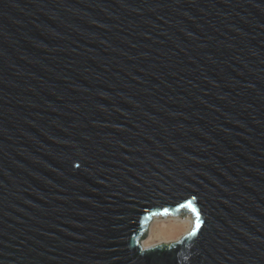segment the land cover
Returning <instances> with one entry per match:
<instances>
[{
    "label": "water",
    "instance_id": "95a60500",
    "mask_svg": "<svg viewBox=\"0 0 264 264\" xmlns=\"http://www.w3.org/2000/svg\"><path fill=\"white\" fill-rule=\"evenodd\" d=\"M0 264H264V0H0Z\"/></svg>",
    "mask_w": 264,
    "mask_h": 264
},
{
    "label": "rangeland",
    "instance_id": "374dc122",
    "mask_svg": "<svg viewBox=\"0 0 264 264\" xmlns=\"http://www.w3.org/2000/svg\"><path fill=\"white\" fill-rule=\"evenodd\" d=\"M193 223L194 219L191 217L186 221L178 218L154 221L149 237L143 244L149 247L160 242L176 241L191 230Z\"/></svg>",
    "mask_w": 264,
    "mask_h": 264
},
{
    "label": "bare ground",
    "instance_id": "6f19581e",
    "mask_svg": "<svg viewBox=\"0 0 264 264\" xmlns=\"http://www.w3.org/2000/svg\"><path fill=\"white\" fill-rule=\"evenodd\" d=\"M191 219H193V218L191 217Z\"/></svg>",
    "mask_w": 264,
    "mask_h": 264
}]
</instances>
